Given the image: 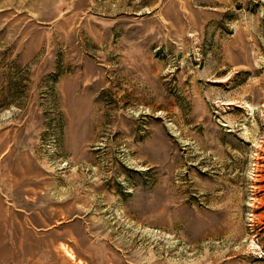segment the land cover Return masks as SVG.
Instances as JSON below:
<instances>
[{
  "label": "rangeland",
  "instance_id": "1",
  "mask_svg": "<svg viewBox=\"0 0 264 264\" xmlns=\"http://www.w3.org/2000/svg\"><path fill=\"white\" fill-rule=\"evenodd\" d=\"M0 264H264V0H0Z\"/></svg>",
  "mask_w": 264,
  "mask_h": 264
}]
</instances>
